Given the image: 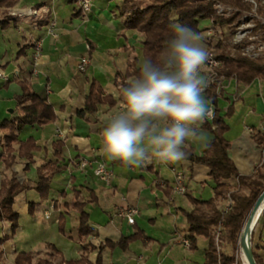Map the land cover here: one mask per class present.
Listing matches in <instances>:
<instances>
[{
    "label": "crops",
    "instance_id": "crops-1",
    "mask_svg": "<svg viewBox=\"0 0 264 264\" xmlns=\"http://www.w3.org/2000/svg\"><path fill=\"white\" fill-rule=\"evenodd\" d=\"M121 3L90 0L87 11L79 9L74 0H18L10 7H0V68L5 73L0 79V121L19 116L16 96L22 91V82L46 98L55 112L52 122L26 125L19 131V140L33 138L37 149L30 159L16 152L8 167L3 162L0 131V193L4 181L11 177L28 186L12 203L18 227L13 231L9 221H0V264H14V256L20 251L48 256L54 264L78 260L83 255L88 260L84 264H95L98 253L102 264H194L184 255L186 249L191 255L200 252L203 260V237L197 238V243L203 238V248L197 245L194 250L175 239L176 234L185 236L184 211L192 205L187 194L174 192L172 181L173 171H181L186 193L207 199L213 194L208 168L187 159L176 163L153 159L135 167L110 160L102 153L101 133L122 107L115 76L124 73L133 59L139 66L143 61V35L123 30ZM51 23L55 37L49 33ZM211 27L200 33L206 47ZM83 55H88L90 62L85 71H79L77 64ZM134 80L128 78L129 82ZM94 82L114 103L98 104L93 112L80 111ZM214 82L216 104L204 93L208 106L217 109L228 126L224 137L239 174L252 175L264 167V144L259 142L264 134V79L244 84L222 77ZM210 122L206 119L197 125L205 135L204 141H188L184 149L192 147L196 154L201 153L212 136L204 125ZM56 141L63 143L59 155L55 153ZM13 146L18 148L17 144ZM81 159L90 162L84 170L77 165ZM47 160L58 161L64 169L51 178L48 197L42 199L35 189L36 173ZM98 161L111 172L108 181L94 175ZM79 207L88 213L92 228L83 240L85 248L77 235ZM127 207L137 209L133 224L119 214ZM136 233V238L122 245H103ZM260 238L259 234L255 244L264 257V241Z\"/></svg>",
    "mask_w": 264,
    "mask_h": 264
},
{
    "label": "trees",
    "instance_id": "trees-1",
    "mask_svg": "<svg viewBox=\"0 0 264 264\" xmlns=\"http://www.w3.org/2000/svg\"><path fill=\"white\" fill-rule=\"evenodd\" d=\"M18 0H0V7H10ZM143 7L131 6L128 14L125 15V8L121 7V15H125L123 30H134L143 35L141 46V57L150 58L154 64L160 65L163 60V53L171 34L170 25L173 23L186 24L199 34L207 28H201L200 21L208 19L213 27L223 26L232 23L235 17L225 19L215 13L216 4H224L236 7L240 10H247L250 5L245 0H147ZM261 0H259L260 2ZM264 13V6L259 8ZM264 29V25L259 26ZM228 38H206L207 50H212L219 65L214 69L216 79L235 78L236 81L248 84L254 79H264V57H248L243 55L239 48L233 53H228L226 40ZM141 66V65H140ZM137 60L129 62L124 73H117L115 83L119 89L128 86L131 82L128 78L136 79L138 70ZM21 93L16 96V104L19 109V116L11 120L0 121L2 131V155L5 166H10L17 154L28 159L32 151L37 149L33 138L19 140L18 133L26 125H44L55 119V112L52 105L46 98L38 95L31 87L22 82ZM211 102L216 104V84L213 82L205 92ZM113 104L114 100L105 95L97 83H91L90 92L85 98L84 106L80 111L93 112L98 104ZM79 111V112H80ZM211 133L210 140L206 143L200 154H196L192 147L184 149L186 158L192 163L206 166L209 175L213 180V194L207 199L195 197L190 193L189 202L192 207L184 211L186 220V234L189 240L188 249L197 248V238L205 239L202 264H232L235 260L234 250L238 241L239 233L244 221L253 206L256 198L264 190V167L257 169L252 175H241L231 157L228 154L229 142L224 137L227 124L218 110L214 109V116L210 123H205ZM259 142L264 144V134L259 137ZM17 144L15 149L13 145ZM55 153L59 155L63 143L56 141ZM64 165L58 161L47 160L37 168L35 189L42 199H47L51 178L61 172ZM235 180L233 184L229 181ZM27 184L19 182L15 177L5 180L0 193V221L5 219L10 222L14 231L18 227V215L12 210V203L15 196L27 188ZM230 199L231 204L225 209L226 201ZM224 204V205H223ZM31 205V204H30ZM60 229L63 230L62 219ZM264 222V210H262L258 221L259 225ZM256 225V224H255ZM255 227V226H254ZM92 233L88 221V213L79 207V222L77 235L81 246L87 244L83 240ZM138 236V233L129 237L120 238L117 242L106 241L103 245H122ZM230 246L231 253L223 250L224 246ZM101 248V246H99ZM53 249V248H52ZM252 251L257 264H264V257L258 253V246L254 244ZM57 253V251H56ZM49 256L51 254L49 253ZM1 260V251H0ZM62 261V260H60ZM63 262V261H62ZM88 260L81 256L78 260L64 261L65 264H84ZM14 264H54L50 257L35 258L31 252L20 251L14 256ZM95 264L100 263V254H97Z\"/></svg>",
    "mask_w": 264,
    "mask_h": 264
},
{
    "label": "clouds",
    "instance_id": "clouds-1",
    "mask_svg": "<svg viewBox=\"0 0 264 264\" xmlns=\"http://www.w3.org/2000/svg\"><path fill=\"white\" fill-rule=\"evenodd\" d=\"M170 29L160 65L145 57L136 79L119 89L122 107L101 133L110 160L135 167L153 159L176 163L186 158V142L205 139L197 125L212 115L202 73L210 55L193 28L177 22Z\"/></svg>",
    "mask_w": 264,
    "mask_h": 264
},
{
    "label": "rangeland",
    "instance_id": "rangeland-1",
    "mask_svg": "<svg viewBox=\"0 0 264 264\" xmlns=\"http://www.w3.org/2000/svg\"><path fill=\"white\" fill-rule=\"evenodd\" d=\"M246 2L249 3L250 8L247 10H240L236 7L233 6H228L224 4H216L214 6L215 8V13L223 17L225 19H230L232 17H235V19L232 21V23L227 24V25H217L216 28L213 27L212 22L208 19L201 20L200 25L201 28L208 27L212 25L211 28H215V38H223L226 37L228 38L226 40V44L228 45L227 52L228 53H233L236 48H239L240 52L243 55H246L248 57L254 58L248 52L244 50V47L247 46L248 44H251L252 47L254 48L253 50H250L249 53L253 54V52H256V46L264 45V29L259 28V26L264 25V13L259 12V8L261 6H264V0H255L256 2V7L249 2L248 0H245ZM121 6L122 8H125V15L129 13L131 6L134 7H143L145 6L148 1L147 0H121ZM124 15V16H125ZM240 37L236 36L239 35ZM212 35H207V39L212 37ZM240 38V39H239ZM239 39V40H238ZM260 56L264 57V49L260 51ZM258 57V56H256ZM5 75V73H4ZM205 198L208 197V193H204ZM41 219H43L41 217ZM258 221V220H257ZM260 234V239L261 241H264V222L259 225L256 223L252 235H251V246H253L257 242V236ZM199 249H202L204 246V241L203 238L198 240L197 243ZM181 250V248H180ZM223 250L225 252L231 253V248L230 246L226 245L223 247ZM183 252V251H182ZM199 252V251H198ZM184 255L186 256L187 259L192 260L194 264H201L203 262L202 257L199 253H194L191 255L190 251L186 249L184 251ZM38 257H48V256H36L35 258ZM234 262L235 264H244L243 259L241 257V250L238 245V241L234 250Z\"/></svg>",
    "mask_w": 264,
    "mask_h": 264
},
{
    "label": "built area",
    "instance_id": "built-area-1",
    "mask_svg": "<svg viewBox=\"0 0 264 264\" xmlns=\"http://www.w3.org/2000/svg\"><path fill=\"white\" fill-rule=\"evenodd\" d=\"M77 3V6L79 9L87 11L90 8V0H74ZM249 2H251L255 7H256V2L255 0H248ZM53 25L54 23H51L50 28H49V33L52 36H56V34L53 31ZM210 33H208V35H212V34H216L214 30H212L210 28ZM239 33V32H238ZM214 35H212L214 37ZM240 37V33L239 35H236ZM240 39V38H239ZM238 39V40H239ZM39 48V42L36 44V49ZM254 48L252 47L251 44H248L247 46L244 47V50L246 52H248V54H250L253 57L256 56H260V51L262 49H264V45H258L256 46V52H253V54L249 53L250 50H253ZM209 55H210V60L209 62L203 67L202 72H204V76L207 78L208 80V87L207 89L210 87V85L215 81L216 79V74L214 69L219 65V60L216 58L215 53L212 50H208ZM90 62V58L88 55H83L79 58L78 64H77V68L79 71H85V69L87 68V65ZM5 78L4 72L3 70L0 68V79ZM206 89V90H207ZM205 90V92H206ZM204 92V93H205ZM209 108L211 109L212 115L207 118L208 120H212L213 116H214V108L212 105L209 106ZM90 162L86 159H81L79 160V162L77 163L78 167L80 169H83L89 165ZM93 173L96 177H98L99 179L103 180V181H108L109 177L111 176V172L106 168L104 162L102 161H98L96 162L94 168H93ZM172 188L174 190V192H176L177 194L180 195H184L186 193V186L184 184V175L181 171L179 170H174L173 171V181H172ZM231 204V200L228 199L225 203V209H228L229 206ZM119 214L121 216H124L127 219V222L129 224H133L135 222L134 216L137 214V209L135 207H127L125 209H121ZM46 217L49 216V212L45 214ZM175 239L178 240L179 243H181L184 247L188 248L189 246V240L186 236H179L178 234H176ZM235 264V263H232Z\"/></svg>",
    "mask_w": 264,
    "mask_h": 264
},
{
    "label": "water",
    "instance_id": "water-1",
    "mask_svg": "<svg viewBox=\"0 0 264 264\" xmlns=\"http://www.w3.org/2000/svg\"><path fill=\"white\" fill-rule=\"evenodd\" d=\"M264 201V190H262L260 192V194L258 195V197L256 198L253 206L251 207L249 213L257 208L260 203ZM264 210V209H262ZM248 213V214H249ZM248 216V215H247ZM247 218V217H246ZM246 220V219H245ZM245 222V221H244ZM244 225V224H243ZM241 232H242V229L239 233V237H238V245L240 247V250H241V253L243 255V258L245 259L246 261V264H257L256 263V260L254 258V254H253V251H252V246H251V241H249V243H247V241H245L244 239H242V236H241Z\"/></svg>",
    "mask_w": 264,
    "mask_h": 264
},
{
    "label": "bare ground",
    "instance_id": "bare-ground-1",
    "mask_svg": "<svg viewBox=\"0 0 264 264\" xmlns=\"http://www.w3.org/2000/svg\"><path fill=\"white\" fill-rule=\"evenodd\" d=\"M262 209H264V201H262L260 203V205L253 209L247 216L244 225L242 227V232H241V236L242 239H244L245 241H247V243H249L250 239H251V235L254 229V226L262 212ZM241 257L243 259L244 264H246L245 259L243 258V255L241 253Z\"/></svg>",
    "mask_w": 264,
    "mask_h": 264
}]
</instances>
